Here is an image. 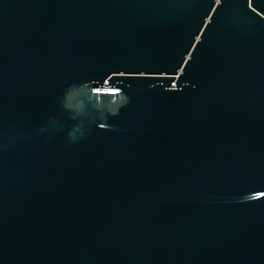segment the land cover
Listing matches in <instances>:
<instances>
[{
    "label": "water",
    "instance_id": "95a60500",
    "mask_svg": "<svg viewBox=\"0 0 264 264\" xmlns=\"http://www.w3.org/2000/svg\"><path fill=\"white\" fill-rule=\"evenodd\" d=\"M0 264H264V0H0Z\"/></svg>",
    "mask_w": 264,
    "mask_h": 264
}]
</instances>
